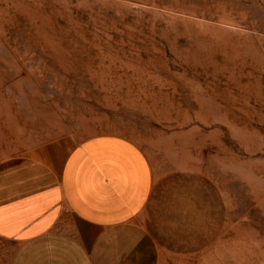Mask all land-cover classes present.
Listing matches in <instances>:
<instances>
[{"label":"rangeland","instance_id":"obj_1","mask_svg":"<svg viewBox=\"0 0 264 264\" xmlns=\"http://www.w3.org/2000/svg\"><path fill=\"white\" fill-rule=\"evenodd\" d=\"M103 135L148 158L162 246L264 264V0H0V161Z\"/></svg>","mask_w":264,"mask_h":264},{"label":"crops","instance_id":"obj_2","mask_svg":"<svg viewBox=\"0 0 264 264\" xmlns=\"http://www.w3.org/2000/svg\"><path fill=\"white\" fill-rule=\"evenodd\" d=\"M154 191L145 153L117 136L3 159L0 264H196L156 238Z\"/></svg>","mask_w":264,"mask_h":264}]
</instances>
